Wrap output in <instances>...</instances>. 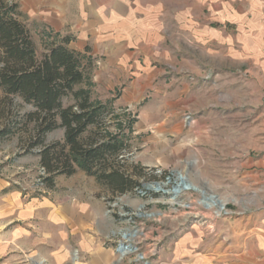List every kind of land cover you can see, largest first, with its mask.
Here are the masks:
<instances>
[{
	"label": "rangeland",
	"instance_id": "obj_1",
	"mask_svg": "<svg viewBox=\"0 0 264 264\" xmlns=\"http://www.w3.org/2000/svg\"><path fill=\"white\" fill-rule=\"evenodd\" d=\"M186 1L131 0L151 9L162 6L158 11L161 17L163 14L179 16L180 6ZM188 4L194 5V0H188ZM195 14L193 8V16ZM169 26L173 34H166L168 40L164 47L170 48L171 42L176 45L175 51L180 52L182 44L192 45L190 34L177 30L179 19L172 18ZM32 35L39 57L58 38L48 29L39 32L32 28ZM176 52L174 55L179 54ZM189 58V68L162 59L158 64L162 71L160 78L145 86L142 97L129 103H125L123 96L132 84L131 79L124 77L117 83L96 82L92 76V99L108 103L114 109L115 116L109 120L108 128L128 139L127 168L142 184L125 193L112 192L97 179L80 175L55 177L54 186L49 188V174L40 163V145L30 147L35 123L26 122L25 114L35 110V106L19 95L7 98L0 87V129L19 121L11 134L0 139V264H86L88 255H79L69 229L66 230L72 247L68 258H60L52 256L57 251L52 252L49 246L63 244L65 236L50 235L46 239L49 233L42 228L47 218L44 207L47 204L52 207L66 195L72 202L87 201L103 217L91 231L96 234V243L114 253L111 264H225L224 260L228 262L232 258V247L244 246L243 239L237 236L240 233L234 235L232 223L243 224L244 206L250 196L244 187L250 179L245 178L233 156L238 147L232 145L235 125H220L221 128L216 125L207 130L210 140L202 141L194 131L197 114L192 110L167 123L165 115L156 119V100L151 97L155 85L158 89H165V83L179 86L185 78L195 87L213 85L218 89L215 88L217 71L212 66L197 70L190 65L195 59ZM236 74L239 75L237 83L233 79ZM242 79L239 72L232 71V102L235 97L239 102L245 101ZM255 94L257 92L252 99L254 112L248 118L254 126H259L260 99ZM71 102L66 100L67 104ZM178 122L183 124L180 128L172 125ZM239 125L243 128L245 123ZM258 126L247 134L253 141L260 138ZM188 130L191 135L187 137ZM64 131L58 128L47 133L45 142L63 139ZM240 136L246 137L243 129ZM258 147L253 146L255 153ZM239 148L245 154L246 147ZM158 183L165 185L167 191L159 190ZM182 185L190 189H182ZM196 188L207 193L204 195ZM216 197L226 201V205L207 207ZM76 253L83 262L74 259Z\"/></svg>",
	"mask_w": 264,
	"mask_h": 264
},
{
	"label": "crops",
	"instance_id": "obj_2",
	"mask_svg": "<svg viewBox=\"0 0 264 264\" xmlns=\"http://www.w3.org/2000/svg\"><path fill=\"white\" fill-rule=\"evenodd\" d=\"M15 1L21 13L20 19L31 33L32 28L39 32L48 29L58 38L69 36L71 48L97 61V64L94 62V81L117 83L124 77L131 79L132 84L125 89L123 96L125 103L142 97L145 86L160 78L162 71L158 64L162 59L189 68L190 56L196 61L190 65L197 70L212 66L217 71L215 88L219 90L213 85L195 87L185 78L181 79L179 86L165 83V89H158L155 85L151 97L156 100V119L165 115L167 123V120L192 110L197 114L194 131L202 141L210 140L207 130L216 125L219 128L220 125H235L236 137L232 138L235 144L232 142V145L238 147L233 156L245 178L250 179L244 187L250 196L245 202L243 224L232 223L234 235L240 233L237 236L243 239L244 246L232 247V258L224 261L225 264H264V0H194L191 6L187 0L180 6L179 16L163 14V17L158 14L162 6L152 7L153 10L131 0ZM163 8L166 9L165 6ZM193 8L196 10L194 16ZM172 18L179 19L177 30L190 34L192 51L189 45L185 47L182 44L180 52L175 51L176 45L171 42L170 48L163 46L168 40L166 34H173L172 26H169ZM173 52L179 54L174 55ZM232 71L239 72L243 78L245 101L239 102L235 97L232 102ZM238 77L234 75L236 83ZM254 92L260 99L257 107L259 126H254L248 118L255 108L252 103ZM233 120L235 124L231 123ZM240 122L245 123L243 128ZM172 125L180 128L183 124ZM257 126L260 138L253 141V137H247V134ZM241 129L245 131L244 139L240 136ZM188 135H191L189 130ZM240 146L246 147L245 154H242ZM253 146H259L256 153ZM78 175L97 179L82 169L72 175L59 174L56 178ZM49 205L43 209L47 218L42 228L49 233L46 239L50 235L65 236L63 244L49 246L52 252L57 251L56 255L52 253L53 257L68 258L72 247L66 230L69 229L79 255H88L86 264H111L114 253L96 243V234L91 231L103 217L87 201L72 202L66 195L61 202L52 207ZM107 253L109 257L105 256ZM74 255V259L83 262L77 253Z\"/></svg>",
	"mask_w": 264,
	"mask_h": 264
},
{
	"label": "trees",
	"instance_id": "obj_3",
	"mask_svg": "<svg viewBox=\"0 0 264 264\" xmlns=\"http://www.w3.org/2000/svg\"><path fill=\"white\" fill-rule=\"evenodd\" d=\"M20 15L15 0H0V87L7 98L19 95L35 106L25 117L35 123L30 147L40 145V163L49 174L47 186L52 188L59 174L82 169L115 193L140 187L127 168L128 139L108 128L114 109L92 99L94 60L71 48L69 36L52 41L39 57ZM18 124L0 129V139ZM58 128L65 129L63 139L45 142L46 134Z\"/></svg>",
	"mask_w": 264,
	"mask_h": 264
},
{
	"label": "bare ground",
	"instance_id": "obj_4",
	"mask_svg": "<svg viewBox=\"0 0 264 264\" xmlns=\"http://www.w3.org/2000/svg\"><path fill=\"white\" fill-rule=\"evenodd\" d=\"M165 186V185H164ZM163 186V184H160V183H158V188H159V190H161V191H167V189L165 188ZM182 189H190V187L189 188H186V187H184L183 185H182V187H181ZM197 190H199V191H201L202 193H204V195L207 193V191H205L204 189H202V188H196ZM210 197V196H209ZM213 198V197H212ZM173 200L175 199L174 197L172 198ZM213 202L210 204V206H207V207H209V208H212V207H215V206H218L219 208H222V207H224L225 205H226V201L224 202V201H221L220 199H217V197L216 198H214V200H212ZM76 256V255H75Z\"/></svg>",
	"mask_w": 264,
	"mask_h": 264
}]
</instances>
